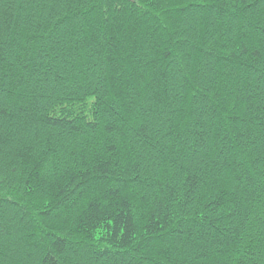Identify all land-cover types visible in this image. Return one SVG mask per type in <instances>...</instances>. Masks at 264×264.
I'll use <instances>...</instances> for the list:
<instances>
[{"label": "trees", "instance_id": "16d2710c", "mask_svg": "<svg viewBox=\"0 0 264 264\" xmlns=\"http://www.w3.org/2000/svg\"><path fill=\"white\" fill-rule=\"evenodd\" d=\"M0 264H264V0H0Z\"/></svg>", "mask_w": 264, "mask_h": 264}]
</instances>
